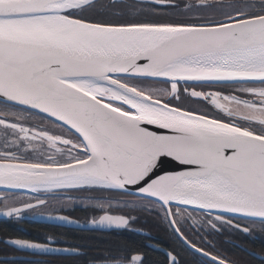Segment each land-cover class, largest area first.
I'll list each match as a JSON object with an SVG mask.
<instances>
[{"label": "snow or ice", "instance_id": "6c2138e0", "mask_svg": "<svg viewBox=\"0 0 264 264\" xmlns=\"http://www.w3.org/2000/svg\"><path fill=\"white\" fill-rule=\"evenodd\" d=\"M76 204L100 229L155 213L199 264H244L189 232L264 233V0H0V216L73 224ZM3 243L80 254L51 234ZM150 248L183 264L150 238L90 264Z\"/></svg>", "mask_w": 264, "mask_h": 264}, {"label": "flooded vegetation", "instance_id": "af4514ba", "mask_svg": "<svg viewBox=\"0 0 264 264\" xmlns=\"http://www.w3.org/2000/svg\"><path fill=\"white\" fill-rule=\"evenodd\" d=\"M121 199H130V197H122ZM64 215H67L71 218L77 219L81 222H87L89 219H82L79 218L76 213L74 212H64ZM133 215L137 216V221L132 225L134 229H137L138 231H132L129 232L127 230H117V229H94V230H80V229H73L69 227L64 226H58V225H52V224H43L38 221H35V216L29 212H25L23 214V219L21 220H15V219H9V218H0V222H5L14 225L16 229V223L24 224V225H32V224H43L46 227L49 228V231L47 230L46 235H54L59 239L61 242V246H63L65 243L68 245H71L70 242H68L67 237L68 234H65V231H80L85 233H92L95 240L103 241V240H111V238L115 239V237H124L127 235H135L140 238L141 244L145 243L148 238H150L153 241H157L160 243V246L162 249H170L172 247H175L176 250L180 254V259L182 260L183 264H199L200 260L203 259L202 257H199L198 255H193V253L190 250H187L181 246V244L177 243L175 236L171 234V232L168 230V225L163 222L161 217H158L155 213H148V212H136L133 213ZM50 230H55L50 231ZM147 234V237L144 235ZM189 236L196 240L198 243H201L204 240L212 241L215 244L214 251L219 252L221 255L233 258V259H239L244 262V264H262V261L259 258L256 257H250L248 253L253 251H259L261 248H264V233L259 231V227L257 226L256 229L253 231L251 235H244L242 233L238 232H232L225 230L223 233L210 235L207 237L203 236V233L199 234H193L192 232H189ZM6 238H15L14 237H4L2 238L0 236V241H4ZM125 238V237H124ZM74 246V245H72ZM79 246L80 248V254L78 256H83L86 254H89L86 249L82 245H75ZM92 255H88L86 259V264H90L91 260L94 257L106 255L107 249H97L96 247H93ZM112 249V248H111ZM114 249V248H113ZM147 259L149 253H156L162 256L163 254L159 249L150 248L147 249ZM28 256V254L20 253L18 251H9L8 254H1L0 257L3 256ZM54 256H63V257H70L73 255H46V256H40L35 261H43L47 262L51 259V257ZM29 257H36L29 255ZM89 257V258H88ZM28 260V259H27ZM3 260H0V264H2Z\"/></svg>", "mask_w": 264, "mask_h": 264}, {"label": "trees", "instance_id": "16d2710c", "mask_svg": "<svg viewBox=\"0 0 264 264\" xmlns=\"http://www.w3.org/2000/svg\"><path fill=\"white\" fill-rule=\"evenodd\" d=\"M18 229L14 227V225L0 222V236L2 238L10 236V237H20L26 239H35L42 241L45 238L47 230L49 228L43 224H32V225H22L20 223L15 224ZM55 231V230H50ZM65 234H68L67 237L68 242L71 245H82L89 254L81 255V256H54L47 262L43 261H35V260H27V259H11L10 261L13 264H86V259L88 255H92L93 247L97 249H113L122 241L135 242L137 244H141L140 238L135 235H127L124 237H115V239L111 238V240H95L92 233H85L80 231H65ZM11 249H8L3 241H0V253L8 254ZM89 258V257H88ZM163 258L159 254L149 253L148 254V264H156V262L161 261ZM3 264V261H2Z\"/></svg>", "mask_w": 264, "mask_h": 264}, {"label": "water", "instance_id": "95a60500", "mask_svg": "<svg viewBox=\"0 0 264 264\" xmlns=\"http://www.w3.org/2000/svg\"><path fill=\"white\" fill-rule=\"evenodd\" d=\"M150 129H154V126H149ZM163 169L164 170H178V166L175 164V162L173 161H168L166 160L165 163L163 164ZM0 218H5L3 216H0ZM71 218V217H70ZM74 221H76L77 223H73V224H61L60 222H51V221H48L46 219H43L39 216H35L34 220L35 221H38L40 223H43V224H52V225H58V226H64V227H69V228H73V229H80V230H94V229H100V228H94L92 227L91 225H89L87 222H81V221H78L77 219H74L72 218ZM104 230H108V229H104ZM9 238H6L5 240H7ZM4 240V241H5ZM20 253H24V254H28V256H23V255H20V256H7V259L8 260H11V259H29V260H37L38 257L40 256H46V255H50V254H32L30 252H26V251H18ZM29 255H32V256H36V257H29ZM53 255H71V254H55L53 253ZM5 256L3 257H0V260H4Z\"/></svg>", "mask_w": 264, "mask_h": 264}, {"label": "rangeland", "instance_id": "374dc122", "mask_svg": "<svg viewBox=\"0 0 264 264\" xmlns=\"http://www.w3.org/2000/svg\"><path fill=\"white\" fill-rule=\"evenodd\" d=\"M66 212H74L79 218L82 219H88L92 216V213L90 211L84 210L83 207L79 204H76L75 206L69 205Z\"/></svg>", "mask_w": 264, "mask_h": 264}]
</instances>
